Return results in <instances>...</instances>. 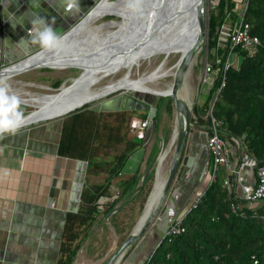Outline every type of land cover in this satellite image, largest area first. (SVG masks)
Instances as JSON below:
<instances>
[{"label": "trees", "instance_id": "obj_1", "mask_svg": "<svg viewBox=\"0 0 264 264\" xmlns=\"http://www.w3.org/2000/svg\"><path fill=\"white\" fill-rule=\"evenodd\" d=\"M242 1L219 0L217 6L211 7L208 23L210 52L217 47L219 29L227 13ZM246 20L252 27V35L259 38V46L253 53L239 49L241 60L226 74L223 70L227 52L216 51L222 59L221 64L210 56L212 65L220 67L221 71L210 92L202 95V101L194 106L192 123L195 128L205 126L211 134L210 110L213 106V118L222 123L219 128L221 138L227 145L235 146L238 153L237 159L230 158L232 166L236 162L241 165L249 157L256 163V172L264 165V0H249ZM224 77L225 86L221 88ZM91 107L86 105L64 119L60 155L83 161L88 164V169L79 210L66 216L58 264H74L101 215L119 209L111 221L117 232H122L126 212L132 210L145 191L151 190L154 180V171L143 187L144 174L138 172L121 178L129 158L145 143L136 134H131L132 121L136 117L146 120L147 113L100 112ZM232 138L238 139L241 146L238 147ZM120 145H124L123 151L112 160L107 159L110 151ZM215 169L210 153L208 175L211 182L198 202L182 217L185 232L176 236L164 235L143 264H264V203L251 206L229 195L225 180L231 173L224 165ZM100 176H104L103 183L92 182V178ZM112 186L119 190L116 196L111 194ZM148 196L149 192L143 199L142 209ZM109 198V202L100 205L101 200ZM123 199L125 204L121 206ZM233 203L241 205L240 212H234Z\"/></svg>", "mask_w": 264, "mask_h": 264}, {"label": "crops", "instance_id": "obj_2", "mask_svg": "<svg viewBox=\"0 0 264 264\" xmlns=\"http://www.w3.org/2000/svg\"><path fill=\"white\" fill-rule=\"evenodd\" d=\"M100 1L79 0L80 11L68 13L65 11L67 0H0V68L20 62L42 50L38 44L28 40L33 19L44 17L52 23L55 18L54 29L62 37ZM12 22L16 23L15 28ZM101 105L99 103L97 107L100 112L134 111L140 115L147 113L150 119L156 113L152 100L146 101L134 95L120 94L102 101ZM64 119L41 121L0 137V264L59 262L66 216L79 210L88 169L87 163L60 155ZM153 136H147L144 145H151ZM208 137V128L205 126L192 127L181 168L166 199L165 208L169 215L155 222L152 230L122 264H143L165 235L170 222L182 219L210 185ZM227 146L231 158L237 159L235 146ZM139 150L141 155L138 161L126 174L122 172L121 178L138 172L145 174L148 164L160 153V149L156 155L145 151L143 147ZM243 177L247 183H253L256 179L254 170L249 167L244 168ZM232 178L236 186L234 175ZM112 188L119 192L116 186ZM237 194H242L239 186ZM111 218L107 221L110 222ZM101 228L102 223L99 221L92 234ZM88 240L80 249L74 264H86L93 258L86 244ZM111 254L105 257L107 262Z\"/></svg>", "mask_w": 264, "mask_h": 264}, {"label": "bare ground", "instance_id": "obj_3", "mask_svg": "<svg viewBox=\"0 0 264 264\" xmlns=\"http://www.w3.org/2000/svg\"><path fill=\"white\" fill-rule=\"evenodd\" d=\"M127 3L128 0H120L115 3L105 0L83 24L60 42L57 49L45 51L0 74V81L7 82L15 79L23 72L32 71V68L34 70V68L37 69V67L45 65L53 69L59 66L67 67L71 64L82 67L83 71L79 77L74 78L72 87L64 86L63 93L57 99L46 96L52 95V92L51 94L47 92L46 95H33L20 90L12 91L20 97L22 106L33 109L31 115L26 117V123L52 117V115L59 113L56 112L59 107L69 109L83 101L115 90H136L143 93H161L174 96L171 84L165 89H158L152 85L161 79L174 75V72L165 70L167 60L171 56H181L182 53L189 52L196 45L183 77L181 88L183 91L180 90L181 93L178 95V102L183 111L194 104L196 85L194 69L198 62V56L204 49L196 18L193 12L187 16L184 15L183 19L188 21V24L186 29L182 31H178L175 27L181 21L170 24L168 28H163L164 25L162 24L171 23V18L176 16L174 13L177 10L194 6L195 0H140L138 11L130 10ZM150 9L155 13L153 16L150 15ZM109 15H115L113 17H117L121 21H112L106 26H100L94 31L91 30L93 22ZM112 27L113 29L104 33L100 32L102 29ZM198 43L201 44L198 45ZM164 54L166 57L153 72L139 78L136 77V79L133 77L135 68L139 69L147 61L160 58ZM110 78L111 81L105 85L104 81ZM178 118L177 113L173 135L165 149L159 154L158 180L145 216L155 210L166 181L169 160L174 153L180 134Z\"/></svg>", "mask_w": 264, "mask_h": 264}, {"label": "rangeland", "instance_id": "obj_4", "mask_svg": "<svg viewBox=\"0 0 264 264\" xmlns=\"http://www.w3.org/2000/svg\"><path fill=\"white\" fill-rule=\"evenodd\" d=\"M110 1L112 3H115L118 0H110ZM205 5H206V28H205L206 31H205V38H204L205 41H203V46H204L203 48L204 49H203V52L200 53V55L198 56V59H197L198 62H197V65L195 66V69H194V77H195V84H196L195 85V92H194L195 93V97H194L195 105L198 104L197 103L198 100H200V99L202 100V95H205L203 90H210V87H208V86H205V87L201 86L202 89H200V76L203 72V66H204L205 62L209 61L210 63H212L210 56H214V54H213L214 50H213V53L210 52V50H209V32H208L209 16H210L211 7L213 6V1L212 0H205ZM100 19L96 20L95 22H93L91 24V30L94 31L98 27H100L103 24H106L110 21H117V22L121 21L117 17H110V16L103 17ZM111 29H113V27L110 29H108V28L102 29L100 32L104 33V32L111 30ZM165 57L166 56L164 54L160 58H156V59H152L151 61H147L139 69L135 68L134 72H133L134 73L133 77L136 79V77L139 78L140 76H143L145 74H149V73L153 72L159 66V63H161ZM178 60H179L178 55L171 56L167 60V63L165 65V70L166 71H172V73L173 72L175 73L176 70H172V69L175 67ZM239 60H241V59H239ZM170 61H171V63H170ZM233 61H234V58H233ZM82 71H83L82 67L79 65H76V64H71L67 67L59 66V67H56V69H53V68L52 69H49V68L34 69L32 71L23 72V74L16 76L15 77L16 80L14 78L11 80H8L7 84L10 85L11 91L20 90L22 92L25 91V92H27L29 94H33V95H46L47 92H48V94H51V92L55 93L56 89H58L63 83L68 82L72 78L79 77L81 75ZM196 79H197V81H196ZM173 80H174V77L170 76V77H167V78H164V79L157 81L156 83H154L152 85V87L154 86L158 89H165L168 85H170L173 82ZM110 81H111V78L104 81V84L107 85ZM181 91H183V89ZM42 92H44V93H42ZM120 94L134 95L133 92H125V93L119 92V93L113 94V95H111L105 99H102V100L97 101V102L90 104V105L97 108L98 104L100 103V105H101L102 101H105L111 97H114V96H117ZM200 94H202V95L198 99ZM140 96L141 95H139V97ZM142 98L146 101L152 100L154 108L156 109L155 116L153 114L154 117L151 118L152 125L149 128L148 135L146 134L148 137H149V135L154 134L153 139H152L153 143L149 146L144 145L145 144L144 143L143 149H145V151L152 152L153 155H156L158 153L160 147L163 145V143L165 144V147L167 146V144L169 143V141L173 135V131L175 128V116H176L175 115V113H176L175 102L169 98H164V99L159 98L158 99V98L153 97L151 95H144ZM102 106L103 105H101V110H103ZM21 108L23 109L25 116L28 114H31L33 112V109H31V108H28V107H25L22 105H21ZM148 118H149V115H148ZM131 134H133V133L131 132ZM146 139H147V137H146ZM146 139H145V142H146ZM123 149H124V145H120L116 148H113L112 151H110V155L107 156L108 157L107 159L112 160L114 158V156L117 153L122 152ZM174 152H175V150H174ZM139 154L141 155L140 150L136 151L129 158V160L127 161V163L123 169V172L125 174L130 169H132L133 165L138 161ZM143 154L144 153H142V155ZM173 156H174V153L170 157V160H169L170 164L172 162ZM170 164H169V167H170ZM103 181H104V176L92 178V182H94V183H103ZM153 185H154V180L152 183V188H153ZM152 188H151V190H152ZM151 190H149L147 192L145 191L144 196H141V198H139L137 200V202H135L133 204L132 210L126 212L124 225L121 226L122 232L118 233L117 230L115 229L114 225L112 224V222L107 221V215H104V214L101 215L100 222L102 223V228L99 229L94 234H91V236H89V240H88L89 242L87 241L88 243H86V244H88L87 245L88 250L93 255V258L91 257L88 260V262H86V264H106L107 263V260L105 257H107V255H110L111 253L113 254L114 250H116L118 248V246L127 237V235H129V233L132 231V228L135 226V224L139 220V218L143 212V209L141 208V204L143 202V199H145L146 195H148V192L150 193ZM111 192L113 195L119 194V192L117 193V191H115L114 188H111ZM107 202H109V199H107V200L103 199L100 201V203L103 205L106 204ZM124 204H125V200L123 199L121 201L120 205L123 206ZM164 208H165V204H164ZM163 211H164V213H163ZM167 214L169 215V212H168V209L165 208L164 210H161V212L159 214V218H162L163 216H166ZM170 223H172V222H170ZM161 239L162 238H160V240ZM135 247L136 246H134L130 250L129 254L132 252V250ZM129 254H128V256H129Z\"/></svg>", "mask_w": 264, "mask_h": 264}, {"label": "water", "instance_id": "obj_5", "mask_svg": "<svg viewBox=\"0 0 264 264\" xmlns=\"http://www.w3.org/2000/svg\"><path fill=\"white\" fill-rule=\"evenodd\" d=\"M105 0H101L86 16L85 18H83V20L81 22H79L74 28H72L69 32H67L64 36L61 37V41H63L64 39H66L69 35H71L81 24H83L91 15L92 13L104 2ZM120 0H118L117 2H119ZM194 13V17L196 18V24L197 27L199 28L200 32H201V40L204 41L205 38V28H206V5H205V0H195L194 6H188L186 9H179L177 10L174 14L176 16L172 17L171 20L172 22L170 23H166V24H162L164 25L163 28H168L169 25L176 23L178 21H181L179 24H177L175 27L177 28L178 31H182L183 29H186V26L188 24V21H185L183 18L185 16H187V14L189 13ZM185 15V16H184ZM110 17H113L111 15H109ZM182 16V17H181ZM178 18H180L179 20H177ZM186 19V18H185ZM183 20V21H182ZM112 22V21H110ZM109 23V22H108ZM107 24V23H106ZM106 24H103L102 26H106ZM201 43H198V45H200ZM197 45V46H198ZM196 47V45L194 47H192L189 52L187 53H182L181 56H179V60L177 62V64L175 65V67L172 69H176L174 75H171L174 77L173 82L171 83V85L173 86V91H174V96L171 95H164V94H158V93H143V92H138L136 90H115V91H110L107 92L106 94L102 95V96H98L96 98H92L86 101L81 102L80 104H76L74 107H71L69 109H66L65 107H59L57 109L56 112H59L56 115H52V117H46L45 119H41L38 121H33L30 123H25L23 127L35 124V123H39L41 121H47V120H52V119H62V118H66L72 114H74L75 112H77L78 110L84 108L86 105H90L93 104L97 101H100L102 99H105L113 94L116 93H125V92H133L135 97H139V95H141L139 98L143 99L142 97L144 95H151L153 97L156 98H169L172 99L175 102V108H176V112L179 115V127H180V134H179V138L175 147V152H174V156L172 159V162L170 164L169 170H168V175L166 177V181L162 187V191L161 194L159 196V200L158 203L156 205L155 210L150 213L148 216H145L147 207L149 205V202L151 200V197L153 195V192L155 190L156 187V182L158 180V173H159V167H160V163H159V155L156 156L152 162L150 163L149 167L146 169V172L144 174V176L142 177L141 180V186H145L150 174L152 173V171H154V185L153 188L151 190V192L149 193V196L147 198L146 204L144 206L143 212L139 218V220L137 221V223L135 224V226L132 228V231L129 233V235H127V237L124 239V241L118 246V248L116 250H114L113 254L111 255V257L109 258L108 262L106 264H121L128 256L130 250L134 247L137 246V244L139 242H141L146 235L152 230L153 226H155V222L158 220L159 218V214L161 212V210L163 209V206L166 202V199L176 181L177 175L179 173V170L181 168L182 165V161H183V157L185 154V149H186V145L188 142V138L190 135V131L193 127V123H192V119H193V108L194 105H191L188 107V109L186 111L182 110L181 105L178 102V95L180 93V90L182 88L183 85V77L184 74L188 68L190 59L192 58V55L194 53V48ZM45 52V50H40L39 52L25 58L24 60H21L20 62H17L15 64L9 65V66H4L0 68V74L16 65H20L34 57H36L37 55L41 54ZM45 68H49L52 69V67L49 66H41V67H37V69H45ZM36 69V68H34ZM29 70V69H28ZM31 70V69H30ZM33 70V68H32ZM74 82V78L70 79L68 82L63 83L58 89H56L55 93H53L52 95H46L47 97H55V99L59 98L61 96V94L63 93L64 86H68L72 87V84ZM66 88V89H67ZM138 95V96H137ZM98 98V99H97ZM92 101V102H91ZM65 103V102H64ZM92 109H96L94 106L91 107ZM31 114L27 115L26 117L30 116ZM21 127V128H23ZM165 149V144L163 143V145L160 147V153ZM159 153V154H160ZM202 195V194H201ZM200 195V196H201ZM200 196L194 201L193 204H195L199 199ZM192 207V206H191ZM190 207V209H191ZM189 209V210H190ZM119 209L113 211L112 213L107 214V219L110 220V217H112L113 214H115ZM188 210V211H189Z\"/></svg>", "mask_w": 264, "mask_h": 264}, {"label": "built area", "instance_id": "obj_6", "mask_svg": "<svg viewBox=\"0 0 264 264\" xmlns=\"http://www.w3.org/2000/svg\"><path fill=\"white\" fill-rule=\"evenodd\" d=\"M213 2V5L217 6L219 0H215ZM248 5L249 0H244L242 2L237 3L232 12L227 13L226 20L219 29L218 44L213 54L217 64H221L222 59L216 54V51L222 50L224 51V53L227 52L228 57L223 70L224 74H226L229 68L238 65L239 49L253 53L260 44L259 38L252 35V27L246 20ZM220 71V67H214L212 63L206 61L203 66V72L200 76V89H202V87L208 86L211 90L215 83V80L219 76ZM224 86L225 77L223 78L221 88H223ZM210 90H203V92L207 95ZM212 112L213 106L210 110V115L212 117V133L209 134L207 146L214 158L216 169L218 165H224L237 180V184L235 186L232 183L230 177L232 175H228L226 177L225 186L229 191V195H233L251 206H254L258 203H264V165L259 167L257 171L254 172L256 179L253 183H247L245 181L243 177L244 168L249 167L254 170L256 163L251 158L246 157L241 165L236 162V164L232 166L230 161V149L227 146L225 140L221 138L219 132V128L222 123L217 122L213 118ZM151 125L152 122L149 118H147L146 120L134 119L131 124V131L133 134H136L139 139L145 140L147 137L146 132L151 127ZM232 140L236 143L238 147L241 146V143L238 139L232 138ZM237 186L241 188L242 194L240 196L237 194ZM100 205L102 204L100 203ZM232 208L235 213L240 212L242 209L241 205L237 203H233ZM182 224L183 219L175 220V222L171 224L165 235L176 236L184 233L185 229L183 228Z\"/></svg>", "mask_w": 264, "mask_h": 264}, {"label": "clouds", "instance_id": "obj_7", "mask_svg": "<svg viewBox=\"0 0 264 264\" xmlns=\"http://www.w3.org/2000/svg\"><path fill=\"white\" fill-rule=\"evenodd\" d=\"M127 7L132 11H138L140 0H128ZM80 11L79 0H67L65 11ZM53 22L49 23L44 17H37L31 21L32 28L28 30L33 44H38L45 51H52L59 47L61 37L57 35ZM9 20L12 21L11 17ZM13 28L16 23L12 22ZM24 39H22L23 41ZM22 101L19 96L11 91L6 81H0V137L6 134H14L26 123V116L21 108Z\"/></svg>", "mask_w": 264, "mask_h": 264}, {"label": "flooded vegetation", "instance_id": "obj_8", "mask_svg": "<svg viewBox=\"0 0 264 264\" xmlns=\"http://www.w3.org/2000/svg\"><path fill=\"white\" fill-rule=\"evenodd\" d=\"M155 8V7H154ZM150 15L153 16L155 13H153L154 11L152 9L149 10Z\"/></svg>", "mask_w": 264, "mask_h": 264}]
</instances>
